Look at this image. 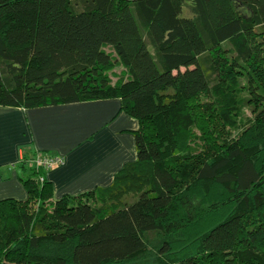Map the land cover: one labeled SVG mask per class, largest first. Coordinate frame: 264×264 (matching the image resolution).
Here are the masks:
<instances>
[{
    "label": "trees",
    "instance_id": "16d2710c",
    "mask_svg": "<svg viewBox=\"0 0 264 264\" xmlns=\"http://www.w3.org/2000/svg\"><path fill=\"white\" fill-rule=\"evenodd\" d=\"M116 99L136 160L55 200L29 148L0 264H264V0H0L1 107Z\"/></svg>",
    "mask_w": 264,
    "mask_h": 264
},
{
    "label": "crops",
    "instance_id": "0c3cea01",
    "mask_svg": "<svg viewBox=\"0 0 264 264\" xmlns=\"http://www.w3.org/2000/svg\"><path fill=\"white\" fill-rule=\"evenodd\" d=\"M138 122L120 112V100L26 110L0 106V201L27 200L14 167L32 151L59 154L64 164L46 173L54 199L108 188L136 160Z\"/></svg>",
    "mask_w": 264,
    "mask_h": 264
},
{
    "label": "built area",
    "instance_id": "2783aa9c",
    "mask_svg": "<svg viewBox=\"0 0 264 264\" xmlns=\"http://www.w3.org/2000/svg\"><path fill=\"white\" fill-rule=\"evenodd\" d=\"M63 164L64 158L59 154L39 153L34 160V166L44 171H50Z\"/></svg>",
    "mask_w": 264,
    "mask_h": 264
},
{
    "label": "rangeland",
    "instance_id": "374dc122",
    "mask_svg": "<svg viewBox=\"0 0 264 264\" xmlns=\"http://www.w3.org/2000/svg\"><path fill=\"white\" fill-rule=\"evenodd\" d=\"M106 50H107V52H112V49L111 48H106ZM125 71H124V69H123V67H121V66H117L116 68H115V70L113 71V72H111L110 73V77H111V79H112V81L114 82V83H116L117 81H118V79H120V78H122L123 77V73H124ZM126 78V77H125ZM249 119H251V114H250V110H249V108H245L244 109V114H243V116L241 117V126H240V129L242 128L243 129V127L245 126V124L247 123V121H249ZM240 133V130L238 131H232V138H234L235 136H237V134H239ZM118 174V173H117ZM112 186V185H111ZM110 186V187H111ZM131 196V195H130ZM130 196H128V197H125L124 198V200L125 201H129V202H131V201H133V199H134V197H130ZM99 206H100V204H99Z\"/></svg>",
    "mask_w": 264,
    "mask_h": 264
}]
</instances>
